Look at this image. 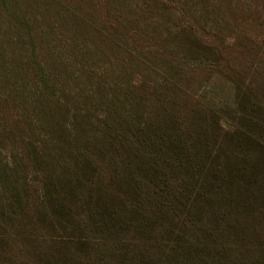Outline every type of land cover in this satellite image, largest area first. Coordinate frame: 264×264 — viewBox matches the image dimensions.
<instances>
[{
	"label": "trees",
	"instance_id": "obj_1",
	"mask_svg": "<svg viewBox=\"0 0 264 264\" xmlns=\"http://www.w3.org/2000/svg\"><path fill=\"white\" fill-rule=\"evenodd\" d=\"M238 3L0 0V48L29 42L0 56V140L37 122L68 161L0 180V264H264V92L210 20Z\"/></svg>",
	"mask_w": 264,
	"mask_h": 264
},
{
	"label": "rangeland",
	"instance_id": "obj_2",
	"mask_svg": "<svg viewBox=\"0 0 264 264\" xmlns=\"http://www.w3.org/2000/svg\"><path fill=\"white\" fill-rule=\"evenodd\" d=\"M238 4L228 5V10L224 6L212 5L210 20L216 18L217 14L225 15L227 27H231L230 47L226 49L227 51L223 55V59L232 64L233 69L230 71L236 73L231 77V80L237 85L244 86L247 89L243 88L245 91L250 89L264 92V0H240ZM202 6L200 5V7ZM231 25H234L235 29ZM23 29L19 28L17 34L11 35V40L18 49L3 48L2 50L0 48L2 50L0 56L5 54L6 57L12 51V54L26 62L29 42L27 37L23 35ZM52 47L50 45V51L53 50ZM37 50L41 55L43 54L40 49ZM39 57L42 56L39 55ZM62 57L65 58V56ZM54 66L55 73L58 75L57 61ZM30 89L32 90V88ZM1 90L0 100L8 98V95L3 94ZM9 96L12 95L9 94ZM12 103H7V107L4 109L5 115H11L13 119L21 120L23 118L21 108H17V103ZM2 114L3 110L0 109V118L3 116ZM34 123L33 129H27L23 133L22 140L17 141L14 137L7 138L8 136L0 140V180L3 182L22 184L23 182L30 183L31 180L42 181L46 178L44 169H50L52 161L54 168L60 169V171L68 169L67 157L61 155L57 150V152L55 151L48 131L43 125ZM65 123L64 120L59 122L62 130L61 124L64 125ZM59 154L64 158L61 163L59 162ZM28 167L34 169L33 174H26ZM60 179L65 178L61 177Z\"/></svg>",
	"mask_w": 264,
	"mask_h": 264
}]
</instances>
